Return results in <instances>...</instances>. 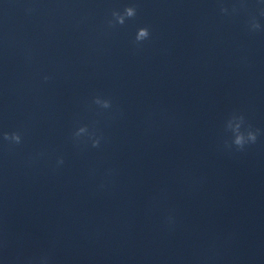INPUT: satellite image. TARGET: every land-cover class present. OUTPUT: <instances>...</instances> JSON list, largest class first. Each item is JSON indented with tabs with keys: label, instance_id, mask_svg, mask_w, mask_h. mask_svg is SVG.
<instances>
[{
	"label": "clouds",
	"instance_id": "9594fccd",
	"mask_svg": "<svg viewBox=\"0 0 264 264\" xmlns=\"http://www.w3.org/2000/svg\"><path fill=\"white\" fill-rule=\"evenodd\" d=\"M222 12H227V9L221 8ZM136 15V9L135 7L128 6L125 7L123 12L114 11L112 13V16L114 17L116 23L123 25L125 23V20L127 18H133ZM111 23V22H109ZM260 26L259 24L253 23L252 28L258 29ZM150 36L149 29L147 27H141L137 30L136 36H135V43L139 44L140 42H143L147 40ZM45 80L48 79V77H44ZM95 103L102 105L104 108L110 107V102L107 100H100L99 98L96 99ZM239 123L236 125V128L234 130V140L233 144H235L238 148L242 149L246 143L252 142L254 143L257 139V133L253 131H248L245 135L244 132L241 131V124L244 122L243 116L238 117ZM87 128L81 127L79 130L75 133L77 137H79L82 133H86ZM3 139L5 141H10L14 144H20L21 143V135L17 132L13 133H7L5 132L3 134ZM99 145L98 140L93 141V147H97ZM58 163L62 164L63 160L60 159Z\"/></svg>",
	"mask_w": 264,
	"mask_h": 264
},
{
	"label": "water",
	"instance_id": "95a60500",
	"mask_svg": "<svg viewBox=\"0 0 264 264\" xmlns=\"http://www.w3.org/2000/svg\"><path fill=\"white\" fill-rule=\"evenodd\" d=\"M20 0H0V23Z\"/></svg>",
	"mask_w": 264,
	"mask_h": 264
}]
</instances>
